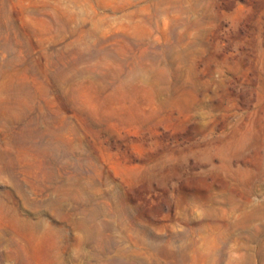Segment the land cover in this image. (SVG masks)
Listing matches in <instances>:
<instances>
[{"label":"rangeland","instance_id":"1","mask_svg":"<svg viewBox=\"0 0 264 264\" xmlns=\"http://www.w3.org/2000/svg\"><path fill=\"white\" fill-rule=\"evenodd\" d=\"M0 264H264V0H0Z\"/></svg>","mask_w":264,"mask_h":264}]
</instances>
